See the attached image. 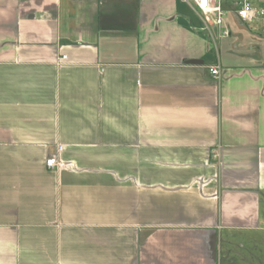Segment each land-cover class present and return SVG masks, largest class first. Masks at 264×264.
<instances>
[{"label":"crops","instance_id":"crops-1","mask_svg":"<svg viewBox=\"0 0 264 264\" xmlns=\"http://www.w3.org/2000/svg\"><path fill=\"white\" fill-rule=\"evenodd\" d=\"M231 1L220 36L182 0H0V264H264V23Z\"/></svg>","mask_w":264,"mask_h":264},{"label":"built area","instance_id":"built-area-1","mask_svg":"<svg viewBox=\"0 0 264 264\" xmlns=\"http://www.w3.org/2000/svg\"><path fill=\"white\" fill-rule=\"evenodd\" d=\"M187 4L193 5L199 11L202 21L203 29L210 31L216 30L220 36H227L228 30L224 24V17L227 10L224 8L225 0H182ZM232 12L235 16L246 24H251L257 20L264 23V11L254 7L253 0H232ZM209 72L213 76H219L220 68L218 65L211 66ZM62 145L58 144L56 153L49 156L45 160V165L48 169H59L62 166L60 159V151Z\"/></svg>","mask_w":264,"mask_h":264},{"label":"water","instance_id":"water-1","mask_svg":"<svg viewBox=\"0 0 264 264\" xmlns=\"http://www.w3.org/2000/svg\"><path fill=\"white\" fill-rule=\"evenodd\" d=\"M190 62H193V61H190Z\"/></svg>","mask_w":264,"mask_h":264}]
</instances>
